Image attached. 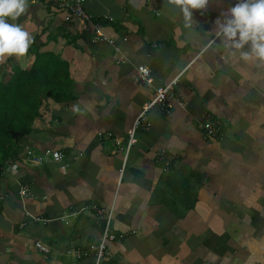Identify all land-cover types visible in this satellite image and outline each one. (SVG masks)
Masks as SVG:
<instances>
[{"label":"crops","instance_id":"obj_1","mask_svg":"<svg viewBox=\"0 0 264 264\" xmlns=\"http://www.w3.org/2000/svg\"><path fill=\"white\" fill-rule=\"evenodd\" d=\"M62 1L28 0L15 23L34 42L0 63L6 80L13 65L29 69L37 53H52L68 63L75 94L42 99L15 169L0 176V264H81L65 251L99 238L92 205L111 213L116 235L105 264H264V63L209 45L214 33H205L235 4L209 0L190 32L167 0H83L92 22L66 21ZM93 23L119 51L94 41ZM138 65L152 84L137 78ZM177 75L184 105L150 110V129L117 150L154 86ZM208 115L221 124L213 138L202 134ZM47 148L64 160L27 159ZM20 184L30 188L24 203ZM26 211L54 219L33 222Z\"/></svg>","mask_w":264,"mask_h":264},{"label":"built area","instance_id":"obj_2","mask_svg":"<svg viewBox=\"0 0 264 264\" xmlns=\"http://www.w3.org/2000/svg\"><path fill=\"white\" fill-rule=\"evenodd\" d=\"M231 3L236 4L238 0H227ZM83 0H63L60 3V8L64 11V19L66 21H70L71 19H79L83 22H92V18L94 17L92 14L87 13L83 9ZM111 20V17H106ZM94 27V41L107 43L116 51H119V46L115 43L114 39L107 36L101 30V26L98 23H93ZM137 78L140 79L146 85H150L153 83L154 79L152 77V73L150 68L146 65H138L137 68ZM180 75L175 76L169 82L161 83L154 86V92L152 97L145 102L139 112L137 113L131 127L126 131V142L123 143L119 139H115L114 143L117 147V150L124 152L125 154L131 149V147L136 143L137 137L136 133L139 130L148 131L150 129V123L147 121V113L153 108H159L164 113H169L170 109L176 104L178 106H183V98L181 95L176 92L175 87L178 83ZM202 131L204 138H213L220 133L221 124L220 122L212 119L210 115L206 116L202 123ZM108 137H111V133H107ZM163 151H161L162 153ZM27 159L33 163L41 164L51 159L55 162H60L64 160V154L59 150L45 149L40 153H35L33 149H28L26 151ZM66 165L62 164V167ZM6 166L10 169H15L14 164L8 162ZM3 168V170H4ZM30 194V188L25 184H20L18 189V195L21 199V202L24 203L25 197ZM92 208L95 209L97 215V221L100 222L101 230L99 238L95 241H92L84 246H72L66 249L65 254L71 256L79 261L81 264H105L107 259L110 256L109 251V243L116 240V235L113 232L111 226V213H105L101 208L96 207V205H92ZM25 214L32 220L33 222L47 223L54 218H42L38 215H32L28 211ZM57 218V217H56ZM23 225V223H22ZM34 246L41 252L47 253L48 248L41 242L36 240L34 242ZM90 259L88 263L85 261ZM85 263H84V262Z\"/></svg>","mask_w":264,"mask_h":264},{"label":"clouds","instance_id":"obj_3","mask_svg":"<svg viewBox=\"0 0 264 264\" xmlns=\"http://www.w3.org/2000/svg\"><path fill=\"white\" fill-rule=\"evenodd\" d=\"M167 4L182 14L184 27L192 32L198 26L194 10L203 12L209 0H167ZM28 7V0H0V63L26 55L33 44L34 37L15 23ZM221 16L212 32H205L214 33L209 45L219 41L229 53L238 52L244 60L254 58L264 63V0H238Z\"/></svg>","mask_w":264,"mask_h":264},{"label":"trees","instance_id":"obj_4","mask_svg":"<svg viewBox=\"0 0 264 264\" xmlns=\"http://www.w3.org/2000/svg\"><path fill=\"white\" fill-rule=\"evenodd\" d=\"M72 89L68 63L52 53H37L29 69L13 65L6 80L0 77V176L19 157V143L31 132L42 99L67 102L75 98Z\"/></svg>","mask_w":264,"mask_h":264},{"label":"water","instance_id":"obj_5","mask_svg":"<svg viewBox=\"0 0 264 264\" xmlns=\"http://www.w3.org/2000/svg\"><path fill=\"white\" fill-rule=\"evenodd\" d=\"M18 134V132H13V135L16 136Z\"/></svg>","mask_w":264,"mask_h":264},{"label":"rangeland","instance_id":"obj_6","mask_svg":"<svg viewBox=\"0 0 264 264\" xmlns=\"http://www.w3.org/2000/svg\"><path fill=\"white\" fill-rule=\"evenodd\" d=\"M21 145V144H20Z\"/></svg>","mask_w":264,"mask_h":264}]
</instances>
